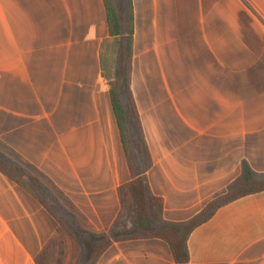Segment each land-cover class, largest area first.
Returning a JSON list of instances; mask_svg holds the SVG:
<instances>
[{
  "label": "crops",
  "instance_id": "1",
  "mask_svg": "<svg viewBox=\"0 0 264 264\" xmlns=\"http://www.w3.org/2000/svg\"><path fill=\"white\" fill-rule=\"evenodd\" d=\"M238 1L257 24L213 16L211 0H131L146 177L169 224L226 196L244 163L264 180V0ZM117 58L104 0H0V145L57 202L0 173V264H83L72 223L89 251L118 228L133 177L110 99ZM187 251L189 264H264V192L215 211ZM95 264L176 262L164 241L137 240Z\"/></svg>",
  "mask_w": 264,
  "mask_h": 264
},
{
  "label": "trees",
  "instance_id": "2",
  "mask_svg": "<svg viewBox=\"0 0 264 264\" xmlns=\"http://www.w3.org/2000/svg\"><path fill=\"white\" fill-rule=\"evenodd\" d=\"M129 17L124 23L115 0H104L110 36L118 41L116 77L110 84V99L120 133L124 153L133 181L122 186L119 191L121 212L117 229L107 235L95 237L96 247L88 248V240L74 223L77 234L88 249L83 264H95L112 242L121 243L137 240H162L171 249L176 264H189L187 241L195 229L206 223L219 208L241 198L264 192V180L258 179L247 163L242 166V177L230 186L226 196L213 202L206 211L192 222L173 225L164 220V201L155 197L149 186L146 173L152 166L147 150L140 114L132 91L134 64V16L131 0ZM139 164L144 168L141 170ZM0 173L19 185L46 208L51 200L39 180L29 172L0 157Z\"/></svg>",
  "mask_w": 264,
  "mask_h": 264
},
{
  "label": "rangeland",
  "instance_id": "3",
  "mask_svg": "<svg viewBox=\"0 0 264 264\" xmlns=\"http://www.w3.org/2000/svg\"><path fill=\"white\" fill-rule=\"evenodd\" d=\"M115 1H116V4H117V6H118V8L120 10L121 16L124 15L125 21L127 23L128 16H129L128 2L126 0H124V1L115 0ZM211 2H212L211 3L212 4V7H211L212 11L211 12H212L213 16L214 15H217L219 17L221 16L222 18H225L228 21V23H230V21H232V20H236L238 22V18L242 19L243 21L246 20V22H248V26H249V21H248L249 19L250 20L253 19L255 21V23L258 22L257 12L251 10V8H249V7H248V9L247 8L246 9L242 8V10H241L240 9V5L238 3L239 2L238 0H211ZM213 4H215V6ZM217 4L221 5V9L222 10H220L218 8ZM217 9H219L220 11H218ZM249 29H250V27H249ZM259 29H260V34H264V26L259 24ZM235 30H236V33H238V24L235 26ZM0 152L4 155V156H2L0 154V157L3 160L7 161L8 163H11L10 159L12 158V155L7 150H4V148L1 145H0ZM139 166H140L141 170L144 168V166L141 165V164H139ZM23 169L26 170L25 168H23ZM45 193L47 194V192H45ZM47 196L51 200H54L48 194H47Z\"/></svg>",
  "mask_w": 264,
  "mask_h": 264
}]
</instances>
